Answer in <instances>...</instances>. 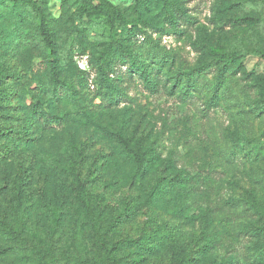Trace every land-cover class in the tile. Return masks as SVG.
<instances>
[{
	"label": "rangeland",
	"instance_id": "obj_1",
	"mask_svg": "<svg viewBox=\"0 0 264 264\" xmlns=\"http://www.w3.org/2000/svg\"><path fill=\"white\" fill-rule=\"evenodd\" d=\"M38 1L51 16L57 80L31 8L0 0V71L18 77L0 81L11 92L0 94V264H138L134 242L158 233L173 249L141 264H178L182 253L190 264H264V218L252 208L264 212V0H108L117 28L124 17L145 30L141 50L170 56L150 63L154 89L135 75L117 104L98 96L91 60L108 23L90 22L80 0ZM173 2L192 22L166 21L160 8ZM235 50L253 53L213 93L223 55ZM71 84L78 101L61 89ZM123 140L142 144L145 175H134ZM159 177L178 187L146 198Z\"/></svg>",
	"mask_w": 264,
	"mask_h": 264
},
{
	"label": "trees",
	"instance_id": "obj_2",
	"mask_svg": "<svg viewBox=\"0 0 264 264\" xmlns=\"http://www.w3.org/2000/svg\"><path fill=\"white\" fill-rule=\"evenodd\" d=\"M23 5L31 8L34 13V24L37 28L40 41L48 53V58L51 66V74L54 80H57L58 76V59H57V48L54 37V32L51 26V16L45 9V7L38 0H17ZM81 7L84 9V15L90 22H96L97 20L103 19L108 23L109 36L104 40L103 48L100 49L92 60V66L96 70V86L98 89V96L101 97L102 101H106L107 104H117L120 99L126 95L125 83L131 81L135 75H137L149 89H154L157 86V76H154V70L151 68V62L158 60L159 62L169 61L170 56L160 51L158 46H150L145 50H141L137 44L139 36H145L146 32L138 24L132 23L131 21L121 18L120 27H116V18L114 11L112 10L111 4L108 0H80ZM171 9L165 5L160 8L161 11L166 15V21L172 26L177 27L178 21L176 19H183L185 22H192L183 10V5L178 2L172 3ZM175 7V8H174ZM116 10V9H115ZM101 18V19H100ZM149 24L148 22H144ZM120 29V32H119ZM118 32L123 35H127L133 39L134 45L131 48H127L125 43L118 38ZM125 40V38H123ZM253 53L251 50H235L227 55H223V60L226 62L225 65L218 67V81L210 86V90L213 93H218L220 90L222 79L228 73H232V65L236 63V60L241 55H248ZM262 54V53H260ZM117 64L126 66V72L116 74L115 66ZM206 66H200L201 69H205ZM208 68V67H207ZM187 77L188 85L195 86L199 75H196L192 71L184 73ZM7 77L18 79L15 74L9 70L0 71V81H4ZM224 87V86H223ZM66 88L67 93L74 101H78L76 94H72L75 90L73 84L62 86L61 89ZM2 97L8 98L11 94L9 88H3L0 91ZM264 109V106H258V108ZM42 111H46L44 108ZM45 121H48V114L41 113ZM47 125V123H46ZM122 144L126 150L127 155L132 157L136 163L134 169V175L136 177L143 176L147 173L148 168L146 166V156L142 152V144H138L133 149L130 144L123 140ZM28 147V143L22 142L20 148ZM178 178L159 177L156 185H152L150 188L146 187V198H161L167 197L175 188L178 187ZM77 191L82 200L87 201V189L81 180L78 182ZM128 199L124 198V203H127ZM252 208L258 212L262 218H264V212L259 210L256 202L252 203ZM60 211H53L52 215L54 220H60ZM52 216V217H53ZM159 230L164 231L165 226L161 223ZM164 227V228H163ZM8 226L0 220V232H4ZM264 235V230L262 231ZM168 236L163 233H158L147 238H140L138 242H134V247L137 249V253L140 258L137 260L138 264L143 263L144 257H152L160 254L164 249H173L172 244L168 242ZM178 264H190L191 256L189 254H178ZM143 260V261H142ZM111 264V263H109Z\"/></svg>",
	"mask_w": 264,
	"mask_h": 264
}]
</instances>
